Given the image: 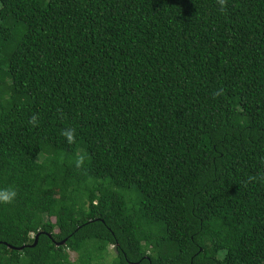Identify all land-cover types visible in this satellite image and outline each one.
Segmentation results:
<instances>
[{
    "label": "trees",
    "instance_id": "16d2710c",
    "mask_svg": "<svg viewBox=\"0 0 264 264\" xmlns=\"http://www.w3.org/2000/svg\"><path fill=\"white\" fill-rule=\"evenodd\" d=\"M8 189L0 264H264V0H0Z\"/></svg>",
    "mask_w": 264,
    "mask_h": 264
},
{
    "label": "clouds",
    "instance_id": "9594fccd",
    "mask_svg": "<svg viewBox=\"0 0 264 264\" xmlns=\"http://www.w3.org/2000/svg\"><path fill=\"white\" fill-rule=\"evenodd\" d=\"M218 2L221 5V7L224 6V0H218ZM65 135H67L69 142H71L72 135L70 133H65ZM77 164H79V161L77 162ZM15 196H16V193L14 190H11V189L0 190V203L9 204L14 200Z\"/></svg>",
    "mask_w": 264,
    "mask_h": 264
},
{
    "label": "rangeland",
    "instance_id": "374dc122",
    "mask_svg": "<svg viewBox=\"0 0 264 264\" xmlns=\"http://www.w3.org/2000/svg\"><path fill=\"white\" fill-rule=\"evenodd\" d=\"M108 250L111 252V248H108ZM76 258V255L75 254H73V253H69V259L70 260H74Z\"/></svg>",
    "mask_w": 264,
    "mask_h": 264
},
{
    "label": "water",
    "instance_id": "95a60500",
    "mask_svg": "<svg viewBox=\"0 0 264 264\" xmlns=\"http://www.w3.org/2000/svg\"><path fill=\"white\" fill-rule=\"evenodd\" d=\"M37 237H38V234H36L35 236H34V241H33V243H32V245H31V247H33L35 244H36V241H37ZM63 243V241L61 242V243H57L56 245H61Z\"/></svg>",
    "mask_w": 264,
    "mask_h": 264
}]
</instances>
